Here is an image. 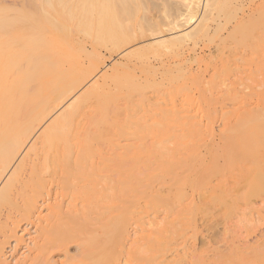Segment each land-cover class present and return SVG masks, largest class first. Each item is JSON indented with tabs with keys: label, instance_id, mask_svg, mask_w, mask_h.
<instances>
[{
	"label": "bare ground",
	"instance_id": "1",
	"mask_svg": "<svg viewBox=\"0 0 264 264\" xmlns=\"http://www.w3.org/2000/svg\"><path fill=\"white\" fill-rule=\"evenodd\" d=\"M166 1H161V20L157 15L161 11L154 12L163 23L155 21L153 14H147L145 20L141 14L140 19V10L150 2L147 0H24V7L14 4L19 9L0 6L1 263L5 261L4 246L11 240L15 242L12 251L22 247L25 239L17 230L23 222L33 227L35 234L25 242L28 251L15 264H60L53 258L61 251L64 262L75 258L80 264H110L106 262V246L110 241L120 245L131 225L152 226L157 228L158 237L164 233L171 237L189 228L187 223L195 225L197 211L209 215L211 206H218L213 213L224 207L228 213L240 212L239 217L236 214L239 223L247 222V214L250 217L257 211L252 196L262 198L264 194V44L248 42L255 38L253 28L257 25L252 21L254 31L249 36L254 32L253 37L249 38L247 31L236 37L243 35V49L248 55L261 57H255L254 67L246 52L242 56L250 66L249 61L239 63L242 47L232 49L230 56L223 53L225 38L229 36L230 43L244 18L254 16L251 4L255 0H226L233 13L242 11V17L227 29L226 36L220 31L219 41L215 39L220 64L214 60L216 66L211 75L208 73L209 79L203 72L192 71L188 65L192 59L186 56L191 51L195 54L199 40L216 34L222 21L213 11L224 0H178L177 5L172 0L175 14L173 4ZM256 2H260L258 10L263 13L261 0ZM164 3H170L172 11ZM178 4L182 9H177ZM151 8L142 11L147 13ZM260 26L262 31L257 29L256 37L264 31ZM241 40L230 44H242ZM145 42L149 43L148 47L143 45L146 50L167 45L179 69L172 71V61L160 60L162 73L158 77L157 63L138 56L140 49L145 50L141 46ZM101 47L119 55L104 70ZM228 62L239 70L236 77L233 73L234 79L227 75L232 74L226 70ZM219 69L227 72L225 76ZM244 89L260 102L245 105L241 96ZM177 91L182 94L178 103ZM194 100L210 103V107L222 102L217 104L218 112L217 106L213 109L217 115L212 116L208 105L206 112L198 113V105L196 112L191 110ZM227 101L229 105H225ZM146 115L159 116L154 132L173 128L175 135L187 132V139L192 134L198 137L183 144L184 136H177L180 142L171 146L128 142L130 133L142 131ZM214 116L221 121L218 140L210 129L216 121H212ZM205 132H209L208 137ZM190 213H194L192 220L187 216ZM170 241L165 240L164 246ZM69 243L77 245L76 254H68ZM262 246L264 240L259 244ZM160 261L154 264H164Z\"/></svg>",
	"mask_w": 264,
	"mask_h": 264
},
{
	"label": "rangeland",
	"instance_id": "2",
	"mask_svg": "<svg viewBox=\"0 0 264 264\" xmlns=\"http://www.w3.org/2000/svg\"><path fill=\"white\" fill-rule=\"evenodd\" d=\"M24 0H0V6L1 5H5V6H7L8 8L10 7V8H21L22 6L24 7L25 5V3L23 2ZM147 1H150V2H147L146 3V5H147V7L145 8V9H148L149 10V8H154V10H152L153 11V13H151L152 11H151V9H150V11H147V13L145 12L144 13V11H142L143 9H141L140 10V12H139V16H141V14H142V16H144L145 15V17H143L142 18V16L140 17V19L142 18V20H145V18L146 19H148V15L147 14H151V15H149V16H151L152 17V14H153V19H155V21H158V18L160 19L161 18V15H162V17H163V14H164V12H163V10H160L161 8V6H163V2H161V1H163V0H155L157 3H159V2H161L160 3V6H159V4H157L156 3V5H158V7L157 6H155V4H152L154 1L153 0H147ZM165 2H167L166 0H164ZM168 1H170V3L171 4H173L174 3V1L172 2V0H168ZM176 1H178V0H175V3L174 4H176L177 5V3H179V2H176ZM256 1H258V0H255V2ZM260 1V0H259ZM20 2V3H19ZM252 3L251 5L252 6H254V7H251V10H252V13H253V15L254 16H251L250 15V18L249 17H247V18H249V19H251V21H249V20H247L246 19V17L244 18L245 20H244V23L242 24V25H245V28L244 27H239L238 29H240L239 30V33H237V31H236V35H235V37L234 38H232V37H230V43L231 42H234V44H235V42H237V40H241V38H242V36H241V38L239 39H237L236 37H238L239 36V34L241 35V34H244V32H246V33H248V37L249 38H251V37H253V34H254V32H252V36L250 37L249 36V33H250V31H254L253 29H255V35H256V33H257V29H258V31H262L261 29H259V27L258 26H260L261 24H262V27L264 26V24L263 23H260V21L261 22H264V12L262 13L261 11L259 12V10H261V8H259V6H261V4H260V2L257 4V2L256 3ZM264 1L263 0H261V3L263 4L262 6H264V3H263ZM152 4V5H154L155 7H153L152 5H150V6H148V4ZM170 3H168V4H170ZM225 3H226V5H225ZM14 4H18V5H22L21 7L20 6H18V5H14ZM166 3H164V5H165ZM168 4H166V5H168ZM170 4V5H171ZM173 4V6L171 5V7L173 8L175 5ZM257 4V5H256ZM260 4V5H259ZM170 5H168V8L170 9L171 7H169ZM179 6L177 7V9H179L180 7V9H182V6H180V4H178ZM182 5V4H181ZM224 5V6H223ZM250 5V6H251ZM259 5V6H258ZM18 6V7H17ZM220 6V7H219ZM222 6V7H221ZM228 8H226V7ZM255 6H257V10H256V7ZM167 7V6H166ZM218 7V9H216V10H214L213 11V14L215 13L216 15H217V17L218 18H220L219 20H220V22H221V24H220V26H219V29L217 30V32H216V34H214V36H216V37H209L208 38V40L210 39V41H208V40H205L206 38L204 37V39H202V40H199V43L196 45V49H195V54L193 53V51H191V52H188L187 53V59H189V58H191L192 60H190L189 61V63H191V64H189L188 63V65H190V67H191V70L192 71H194L195 73L197 72L198 73V71L199 72H203L202 74H203V77L204 78H207V79H209L210 78V76H209V74L211 75V73H213L214 71H212L211 72V69L213 70V68H214V66H216V64L217 65H219L220 64V60H219V57L218 56H220V55H218L217 53H218V50H216L217 49V41H219L218 39L220 38V36L222 35V34H224V35H222V36H226L225 35V33L227 34V29H230L231 27H233L234 25H236L237 24V21H239V19L242 17V11H240V10H238L237 12H238V14L236 13V10H235V13H233V11H234V8H230V5H229V7H228V4H227V1L226 0H224V3H221L220 5H218L217 6ZM157 8V9H156ZM159 8V9H158ZM163 8V7H162ZM172 8L170 9L171 11H172ZM176 7H174V9H175ZM230 8V9H229ZM144 9V10H145ZM173 9V13L175 14V13H177V12H175V11H177L176 9L174 10ZM221 9V10H220ZM264 9V8H263ZM161 11V12H159V11ZM228 10H230V11H227ZM257 11V12H253V11ZM156 11H157V15H159L158 16V18H157V15H155V13H156ZM180 11V10H179ZM220 11H222V12H220ZM240 11V12H239ZM263 11V10H262ZM10 12H12L11 10L9 11V13ZM155 12V13H154ZM163 12V13H162ZM172 12H170V14L172 13ZM225 12H227V13H225ZM259 12V13H258ZM160 13H162V14H160ZM169 13V12H168ZM172 13V15L174 16V14ZM220 13V14H219ZM231 13V14H230ZM233 13V14H232ZM252 13H250V14H252ZM258 14V15H256V16H258V17H255V14ZM262 13V14H261ZM144 14V15H143ZM230 14V15H229ZM154 15H155V17H154ZM221 15V16H220ZM239 15V16H238ZM261 15H263V17H261V19H260V17L259 16H261ZM249 16V15H248ZM151 17H149V20H150V18ZM236 17H237V19H236ZM169 18H171V17H169ZM259 21H257V23H254V21L256 20V19ZM152 19V20H153ZM162 19V18H161ZM160 19V20H161ZM167 19H168V17H167ZM165 19V18H163V20H165V22L166 21H168V20H170V19ZM151 20V21H152ZM235 20V21H234ZM247 20V21H246ZM252 21H253V24H256L257 26H255L254 25V28L252 27ZM158 22H161V23H163L162 21H158ZM164 22V23H165ZM225 22V23H224ZM245 22H246V24H245ZM160 23V24H161ZM251 24V25H247V24ZM225 24H227V25H225ZM260 24V25H259ZM146 26V25H145ZM222 26V27H221ZM250 26V27H249ZM152 27V26H151ZM187 26H185V28H186ZM249 27V28H248ZM251 27L253 28V29H251ZM258 27V28H257ZM261 26H260V28H262ZM146 28V27H145ZM144 28V29H145ZM183 28H184V26H183ZM184 28V29H185ZM242 28H244V29H242ZM147 30H145V32H146V34L147 35H149L150 33V31L148 30V26H147V28H146ZM247 29H249V31L247 30ZM263 29V28H262ZM187 30V29H186ZM148 31V32H147ZM220 31H222L223 33L222 34H220L221 32ZM243 31V32H242ZM258 33H260V32H258ZM261 33H263V35H264V31L263 32H261ZM260 33V34H261ZM165 35H167V36H165V37H169V35H168V31H165V33H164ZM260 34H258V36L260 35ZM220 35V36H219ZM250 35H251V33H250ZM254 35V37L256 38V40H264V37L262 38V34L259 36V38H258V36L256 37ZM218 37V38H217ZM240 37V36H239ZM150 37H148V39H149ZM214 38V39H213ZM226 38H228V39H226ZM225 38V40H226V43H227V46L224 48V50H225V52H226V50L227 51H229V52H224L223 51V53H224V55H229L230 56V54H228V53H233V51H234V49L235 48H241L242 47V49L241 50H239V52L240 51H242V50H244L243 48L245 47V45H244V43H243V41H242V44H241V42H238V44L236 43V46L234 47L233 46V44H230L229 43V41H227V40H229V36H227ZM254 38V39H255ZM217 41H216V40ZM254 39H252V40H254ZM204 40V41H203ZM234 40V41H233ZM252 40H249L248 42H255L254 44L253 43H250V44H253V46H256V44L258 43V44H264V42L263 41H260V43H259V41L257 42V41H252ZM201 41H202V43H201ZM207 41V42H206ZM247 41V39L245 40V42ZM215 42V43H214ZM201 43V44H200ZM205 43V44H204ZM146 44H149V43H147V42H145V43H141V46H142V48H144L145 50H142V49H140L141 51L139 52V55L138 56H143L144 58L146 57V58H149V60L150 61H152L154 64H156L157 65V67H158V70H157V76L159 77L160 75H161V73H162V68L160 67V66H158V63H159V61L160 60H165V61H167V59H168V61L170 60V61H172V63H171V65L173 66H171V69H172V71H174V70H176V69H179V68H176L175 67V65H176V63L175 62H173L174 60H177L176 59V57L175 58H173V52L171 51L170 52V50H168V47H167V45H165V46H163V45H160V46H152V47H154V48H157V47H159V48H157V49H154L153 50V48L151 47V48H147V50H146V47H148ZM215 44H216V46H215ZM240 44V45H239ZM143 45L144 46H146V47H143ZM203 45V46H202ZM205 45V46H204ZM210 45V46H209ZM237 45H239V46H237ZM201 46V47H200ZM207 46H208V48H207ZM215 46V47H214ZM244 46V47H243ZM252 46V45H251ZM165 47V48H164ZM202 47H203V49H205L204 50V52H203V49H202ZM206 47V48H205ZM230 47V48H229ZM231 47H234V48H231ZM198 48V49H197ZM212 48H213V50H212ZM214 48H216V49H214ZM228 48V49H227ZM159 49V50H158ZM166 49V51H164ZM230 49V50H229ZM233 49V51H231ZM236 49V52L238 51ZM108 50V48H106V47H101V51H102V55H103V60H104V62H103V64L101 65V68H103L102 70H104L105 68H110V65L115 61V60H117L118 58H119V55H118V53L116 54V53H111L110 51V53L107 51ZM156 50H157V52H156ZM210 50H212L211 52H210ZM216 50V51H215ZM169 51V52H168ZM216 53H215V52ZM198 52V53H197ZM214 52V53H213ZM245 52H246V54L248 53V51H243V52H241V53H239V54H241L240 56L241 57H243V59L240 61L239 60V63L240 64H243L244 62H248L249 60H253V61H251V63H250V61L247 63L249 66H250V64H251V66H253V63L255 64V60L256 59H260L261 57L260 56H257V53H255V55H252V54H254V53H249L250 55H246L245 54ZM161 53H162V55H161ZM170 53H172L173 55L171 56V54ZM192 53H193V55H192ZM153 54V55H152ZM191 54V56H188V55H190ZM196 54H198L200 57H201V59H200V57H199V60L197 61V56H196ZM202 56H201V55ZM216 54V55H215ZM242 54H245V57L246 58H249V60L248 59H244V55L242 56ZM215 57L216 56V58H212V57ZM247 56H249V57H247ZM252 56V58L250 59V57ZM157 57V58H156ZM172 57V58H171ZM189 57V58H188ZM193 57V58H192ZM196 57V59L194 60V58ZM255 57H256V59H255ZM258 57V58H257ZM114 58V59H113ZM255 59V60H254ZM214 60H215V62H217L215 65H214ZM219 60V61H218ZM200 61H203V63L202 62H200ZM200 63V65H199V63ZM219 62V63H218ZM227 63V62H226ZM229 63V66L228 67H232L231 69L230 68H226V70H232L231 71V73L233 74V73H235L236 71L239 73V70H236V68H235V70H234V67H235V65H234V63H232V62H228ZM230 63L231 64H233V65H230ZM250 63V64H249ZM213 64V65H212ZM204 65H205V67H204ZM202 66V67H201ZM227 66V65H226ZM213 67V68H212ZM254 67V66H253ZM222 68V67H221ZM209 69V70H208ZM206 70V71H205ZM222 73H223V71H224V69H219ZM223 70V71H222ZM220 71H218V72H220ZM205 72V73H204ZM229 72V71H228ZM235 73V76H234V74L231 76L230 75V73L229 74H227L228 75V77L230 76V79H234V77H236L237 75L236 74H238V73ZM209 73V74H208ZM227 72L225 71L222 75L223 76H225V74H226ZM208 74V75H207ZM207 76V77H206ZM234 76V77H233ZM209 77V78H208ZM231 77H233V78H231ZM261 77V76H260ZM203 78V79H204ZM227 78V77H226ZM227 79H229V78H227ZM258 79H260V78H258ZM205 80V79H204ZM208 81V80H207ZM206 82V81H205ZM247 89H244V92L246 91ZM193 91H194V89H193ZM197 91V92H196ZM243 92V95L241 94V96L242 97H245V98H247V99H245V98H243V103L245 104V105H248L249 106V104H251L250 106H253L254 104H256V103H258V101L260 102V98L258 99V97L254 94V96H256V98L257 99H255V97L253 96V93L251 94V93H249L250 94V96H249V94H246L247 92H248V90H247V92H245L244 93ZM181 92L180 91H177V92H174V95L177 97V98H175V96H174V98H175V101L178 103V101H179V97L181 98V96L180 95H182V94H180ZM195 94H197L198 93V90H197V88H196V90H195V92H194ZM244 94H246L247 96H245ZM152 95V94H151ZM254 97V98H253ZM178 99V100H177ZM248 99H250L249 101H248ZM253 99H254V101H253ZM252 100V101H251ZM161 101V103H162V100H160ZM160 101H158V102H156V103H159ZM164 101L166 102V101H169V100H167V99H164ZM181 101V100H180ZM198 101V100H197ZM225 101V100H224ZM246 101H247V103H246ZM194 102V103H193ZM192 103H193V105L192 104H190V105H192V107H190V108H192L191 110H194L195 112H196V110L198 111V113H199V111L201 110V111H203L204 112V110H205V108L204 107H206L208 104H204V102H202V101H199V102H196V100H194ZM196 102V103H195ZM222 102V101H221ZM221 102H219V103H217V104H219L220 105V103ZM228 102V104L227 103H225V105H229V101H227ZM249 102V103H248ZM180 103V102H179ZM212 103V102H211ZM201 104V105H200ZM203 104V105H202ZM215 105V106H213V105H211V107H210V103H209V107L211 108V109H209V110H207V111H209L210 112V110H211V112H212V116L213 115H217L216 114V112H218V105ZM161 105H164V106H166V104H161ZM167 105H169V104H167ZM197 105H198V108H197ZM223 105H224V102H223ZM163 106V107H164ZM207 106V107H208ZM213 106V107H212ZM217 106V107H216ZM247 106V107H248ZM186 109H187V104H186ZM201 107H203V108H201ZM217 108V110H216V112L214 113V111H215V109ZM220 107V106H219ZM197 108V109H196ZM215 108V109H214ZM204 109V110H203ZM213 109H214V111H213ZM200 111V112H201ZM219 111H220V108H219ZM205 112H206V110H205ZM160 114V113H159ZM158 115H156V116H154V115H146L145 116V123H144V126L142 127L143 129H141L142 131H138L139 133L138 134H133V133H130L129 135H128V142H130V143H132V141H133V143L134 144H138V143H141V141H142V143H145V144H147V145H150V144H152V145H165V146H171L172 144L173 145H175V144H177V142L179 143L180 142V140L181 139H177V136H179L178 138H180V137H182V136H184V139H183V141H182V143L183 144H187V143H192V142H195V140H196V138L198 137V135L197 134H192V135H190V137H189V139H187V132H184L185 134H180L179 132H175L176 133V135L175 134H173L174 132V129L173 128H171V127H169V128H171L170 130H169V132H168V130H167V132H164V130H163V132L161 131H155L154 132V126H155V124L160 120L159 119V116L157 117ZM156 117V118H155ZM215 117V118H214ZM212 119V121L214 122L215 120V122L214 123H212L213 125H211V126H213V127H210V129L211 130H213L214 132V135H215V138H216V140H218V138L219 137H217V136H220V135H218L219 134V129H220V127H221V121H220V117H216V116H214ZM155 118V119H154ZM219 120V121H218ZM220 125V126H219ZM147 128V129H145V128ZM214 128V129H213ZM219 128V129H218ZM175 135V136H174ZM205 137H208L209 136V132H205V135H204ZM130 140V141H129ZM134 141H136V143L134 142ZM214 143H215V145H217L216 143H218L217 141L215 142L214 141ZM203 148V147H202ZM201 148V150H202V152H204L205 153V150L204 149H202ZM243 184H244V182H243ZM254 197V198H253ZM263 197H264V194H263V196H262V198H260V197H257V196H252V199H253V203L255 204L254 206L255 207H257V211L256 212H253L254 214L252 215L251 214V216L249 217V214H247L248 216H247V218H250L249 220H251L250 222H249V220L247 221V222H245V223H239V222H237V219H238V217H239V213L238 212H230V213H228V211L226 212V209H225V207L223 208V209H221V208H219V210L220 211H214L215 213H213L212 211H213V208H211L210 207V210L208 211L210 214L208 215H202L203 213L202 212H199V211H197V213H195L196 215H194L195 216V221H194V224L195 225H197L196 227H195V225H193L192 223H187V227H189V228H186V229H182L179 233H177V234H175V235H173V236H166L167 234L166 233H164L165 234V236L164 237H158L157 235H156V230H157V228H152V226H151V228H148L149 226H147V228L146 227H144V228H142V227H136L135 225H131V226H129V227H127V232H126V236L124 237V239H123V241H122V243L119 245L118 243H116V242H109L108 244V247L106 246V249L108 248V250H109V253H108V260L106 261V262H109L110 264H154V263H156V261L157 262H159L160 260V262L161 263H163L164 262V264H264V246H262V248H260L259 247V244L264 240V212H262V210L264 211V199H263ZM257 200L256 201V203H255V200ZM259 199V200H258ZM261 202V203H260ZM242 205H244V204H241V209L242 208H244V206L242 207ZM216 208H214L215 210L218 208V206H215ZM260 208V209H259ZM262 208V209H261ZM212 209V210H211ZM218 210V209H217ZM221 210H223V212L221 211ZM224 210H225V212H224ZM259 210V211H258ZM242 211V210H241ZM218 212V213H217ZM257 212H259V214L257 213ZM202 213V214H201ZM224 213V214H223ZM231 213H233V214H231ZM246 213H248V211L246 212ZM255 213H257V214H255ZM261 213V214H260ZM194 213H190V214H187V216L188 215H190V220H192V218H194V216L192 217V215H193ZM231 214V215H230ZM238 215V217H237V215ZM230 215V216H229ZM236 215V216H235ZM263 215V216H262ZM227 216V217H226ZM253 216V217H252ZM260 216V217H259ZM262 216V217H261ZM192 217V218H191ZM187 218H189V217H187ZM252 219H253V221H252ZM189 220V221H190ZM258 220V221H257ZM188 221V219H187V222H189ZM260 221V222H259ZM236 222H237V224H236ZM258 222V223H257ZM254 223V224H253ZM192 224V225H191ZM249 224V225H248ZM250 224H252V225H250ZM191 225V226H190ZM229 225V226H228ZM242 225V226H241ZM245 225V226H244ZM254 225H255V227H254ZM195 227V228H192V227ZM237 226V227H236ZM251 226V227H250ZM252 226H253V228H252ZM231 227H233L232 229H231ZM228 228H230L229 230H227ZM227 230V231H226ZM234 230V231H233ZM17 231H19V233L18 234H22L24 237H23V239H25L23 242V244H22V247L20 246V247H18L17 248V251H16V249H13V251H12V247L14 246V244H15V242H13V240H11V244H13V246L10 244V243H8V244H6L5 246H4V251H3V259L5 258V261L3 260V262L1 263L0 262V264H12V263H14V262H16V260H20V259H22L23 258V256H25V254L27 253V249H26V247H27V245H26V243H29L30 242V238H32L33 236H34V234H35V232H33L34 231V229H33V227H31L30 225H27L26 223L24 224V222L23 223H21L20 224V226L18 227V230ZM31 232V233H30ZM27 233H29V235L27 234ZM21 236V235H20ZM168 237V239H166ZM261 238V239H260ZM108 240V239H107ZM109 240H110V238H109ZM165 240H171L170 241V243L168 244V245H166L165 244V246H164V244H163V242H165ZM26 242V243H25ZM166 243V242H165ZM172 243V244H171ZM158 244H162V245H158ZM251 244V245H250ZM25 245V246H24ZM12 246V247H11ZM76 244H72V243H69V245H68V254H70V255H72V254H76L75 253V251H77V249H76ZM161 246V247H160ZM235 246H236V248H235ZM254 246V247H253ZM157 247H159V249L157 248ZM257 247V248H256ZM14 248V247H13ZM165 249V250H163V251H160L161 249ZM248 248V249H247ZM153 249H154V251H153ZM156 249V250H155ZM196 249V250H195ZM238 249V250H237ZM240 249V250H239ZM247 249V250H246ZM249 249H251V250H249ZM144 250V251H143ZM195 250V251H194ZM257 250H258V252H257ZM147 251H148V253H147ZM153 253H152V252ZM160 251V252H159ZM192 251H194L193 253L195 254H193V256H191L192 254L190 253V252H192ZM62 252V251H61ZM59 252V253H55L54 254V258L53 259H59L58 261H60L59 263L61 264L62 262H63V264L66 262V264H80V263H77V262H79L78 260L77 261H75V258L73 259V258H67L66 260L67 261H63V259L65 258V256H62V255H64V252ZM141 252H142V254H141ZM222 252H224V253H222ZM227 252V253H226ZM242 254H241V253ZM255 252V253H254ZM157 253H158V255H157ZM201 255H200V254ZM231 253V254H230ZM234 253H236L237 254V256L236 255H234ZM251 253V254H250ZM62 254V255H61ZM141 254V255H140ZM144 254V255H143ZM156 254V255H155ZM197 254V255H196ZM230 254V256H231V258H229L230 256H228ZM241 254V255H240ZM244 254V255H243ZM143 255V256H142ZM147 255V256H146ZM161 255V256H160ZM232 255H234V256H232ZM259 255V256H258ZM153 256V257H152ZM154 256H155V258H154ZM157 256H160L158 259H157ZM216 258H215V257ZM217 256H218V258H217ZM244 256V257H243ZM64 257V258H63ZM144 257V258H143ZM193 257V258H192ZM207 257H208V259H207ZM236 257V258H235ZM120 258V259H119ZM194 258H199L198 260H196V259H194ZM223 258V259H222ZM153 259V260H152ZM155 259H157V260H155ZM219 259V260H218ZM65 260V259H64ZM195 260V261H194ZM214 260V261H213ZM227 260V261H226ZM236 260H239V261H236ZM189 261V262H188ZM212 261V262H211ZM218 261H220V262H218ZM226 261V262H225ZM235 261V262H234ZM196 262V263H195ZM199 262V263H198ZM208 262V263H207ZM249 262V263H248ZM15 264V263H14Z\"/></svg>",
	"mask_w": 264,
	"mask_h": 264
}]
</instances>
